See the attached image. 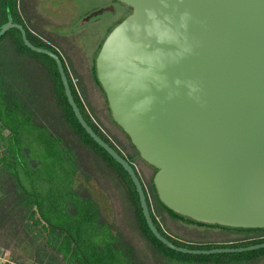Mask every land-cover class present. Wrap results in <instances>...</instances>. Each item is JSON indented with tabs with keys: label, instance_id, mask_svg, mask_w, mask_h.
<instances>
[{
	"label": "water",
	"instance_id": "water-1",
	"mask_svg": "<svg viewBox=\"0 0 264 264\" xmlns=\"http://www.w3.org/2000/svg\"><path fill=\"white\" fill-rule=\"evenodd\" d=\"M117 1L132 14L104 42L97 76L113 120L158 170L159 199L196 222L264 229V0ZM11 30L55 61L77 120L128 173L161 243L200 256L264 249H189L162 235L136 169L86 121L61 57L35 46L8 11L0 38Z\"/></svg>",
	"mask_w": 264,
	"mask_h": 264
},
{
	"label": "rangeland",
	"instance_id": "rangeland-1",
	"mask_svg": "<svg viewBox=\"0 0 264 264\" xmlns=\"http://www.w3.org/2000/svg\"><path fill=\"white\" fill-rule=\"evenodd\" d=\"M19 4L18 11L21 17H25L34 38L57 49L63 56L91 118L125 158L133 162L148 193L154 170L137 156L131 141L114 123L106 98L94 80V68L102 46L110 33L130 15V8L118 2L114 4V0H21ZM102 9L108 11L88 20L92 13ZM27 53L23 57L26 61L10 56L13 62L8 61V71L17 73V67L20 72L16 74V79L21 83H34L37 76L31 75L35 71L30 72L28 68L38 69L39 74L35 73L38 75L39 91H47L54 114L46 120V114L39 107L33 108L27 101L24 104L27 110L20 112L19 105L23 106L21 102L12 105L19 112H11L2 101L0 91V171H6V166L16 157L18 165L15 173L27 192L42 202L45 208L43 210H46V215L54 224L59 225L63 215L65 230L69 234L75 233L80 224L87 238L88 234L96 239H103L106 235L115 236V233L118 235V232L123 231L141 249L145 261L151 262L154 248L139 229L135 208L130 200L133 188L128 178L113 164L108 165L99 152L87 146L91 154L84 163L87 168L91 165L92 173L97 174L101 182L88 179L87 168L84 171L79 169L75 151L60 135L62 132L66 133L65 128L68 127L63 123L64 119L54 100L55 79L51 78L50 73L55 66L42 54L33 51ZM34 123L42 126L37 127ZM94 162L100 163L101 167L95 166ZM152 206L162 229L182 243L209 248L208 246L233 245L255 237L254 234L198 226L174 219L156 202L153 201ZM76 212L79 214L78 218ZM88 215L94 216L92 222L84 221ZM50 228L56 235L61 234L58 228ZM36 231L45 234L37 226L34 229L35 233ZM24 237L25 233L14 243L13 250H2L0 258L12 264H35L37 248ZM253 252L256 251L200 256L171 250L167 251L165 263L163 261L159 264H242L248 259L244 255ZM256 257L258 258V254Z\"/></svg>",
	"mask_w": 264,
	"mask_h": 264
},
{
	"label": "trees",
	"instance_id": "trees-1",
	"mask_svg": "<svg viewBox=\"0 0 264 264\" xmlns=\"http://www.w3.org/2000/svg\"><path fill=\"white\" fill-rule=\"evenodd\" d=\"M115 1L118 2L117 0ZM20 2L21 0H0V28L2 27V25L8 22V11H10L12 17L14 18V21L25 27L28 34V38L35 46L48 49L58 54L61 57L64 63L65 71L70 81L73 95L86 121L89 123L90 126H92L95 132L104 141L109 143L123 157H125L122 154V152L109 139V137H107V135L103 133L99 125H97L94 122V120L91 118V115L88 113L79 91L76 89L75 84L73 83V80L70 76L69 70L67 69V65L65 63L63 56L59 53L57 49L52 48L51 46L46 45L43 42H40L34 38V36L32 35V31L30 30V27L28 26L25 20V17L24 16L21 17L20 12L18 11L20 10L18 9V6H20L19 4ZM130 10H131L130 15H131L132 8H130ZM27 52H31V50L24 45L21 34L18 30H11L5 36L0 38V91L2 94V101L8 106L9 111L14 113H17L19 111L16 109L15 106L12 105L16 103L20 104L21 102H23V100L24 101L30 100L33 95L32 84H37V86H39L38 85L39 80L37 78L38 75L35 72L31 74L37 76L34 83L33 82L21 83L18 79H16V74H19L20 72L17 67H16L17 73L13 74L8 71L10 61L13 62L12 58L24 59L23 58L25 56L24 53ZM46 57L50 59V61L55 66L53 72L50 73L51 78L54 77L55 79V84H53L54 100L56 101V106L60 112L61 117L64 119L63 123L66 124L68 127L67 128L68 132L71 131L80 141L83 142L84 145L90 147L91 150L99 152L98 154L102 156L103 160L108 165L113 164L119 169L121 173H123L128 178L129 183L133 188V194L131 195L130 200L135 208V212L137 216L136 219L138 220L139 223L138 224L139 229L142 232L143 236L150 242L151 246L154 248L151 257V262L154 261V263L145 261L141 249L137 246L136 243H134V241L130 238V236L123 231L118 232L117 236L106 235L105 237H103V239L100 237L99 239H96L95 236L93 235L89 236L88 234H87L88 236L87 238L85 234L82 232L81 225L79 224L77 225L78 229H76L75 233L69 234V232L65 230L66 226H64L65 219L63 215H61L60 217L59 225L55 223L57 226H54L55 225L54 221H51L48 215H46L47 214L46 210H43L45 208L44 206H42V202L35 199L31 193L27 192V190L23 187V184L19 180V177L15 173L17 172V165H18L16 157L12 160L9 166L8 165L6 166V168H8L7 170L5 169L6 171L4 172L0 171V252L2 250L5 251L13 250L14 243H17V241L22 236V234L25 233L24 239L29 240L30 243L37 248L35 252L36 253V262H34L35 264H37V262L39 264H64V262H68V263L73 262L75 264H159V262H163V261L165 263V260L168 257L167 251L171 252V249H169L163 243H161L153 235L150 228L148 227L141 208L139 195L136 191V188L130 176L124 170V168L119 163H117L103 148H101L83 129V127L77 120L72 110V107L70 106L67 100L57 64L52 58L48 56ZM28 70L30 71L31 69L28 68ZM94 73H95V77H94L95 83L97 84V86L101 88L106 98V102L108 104L106 94L98 80L96 66L94 68ZM45 94L47 93H45L44 91H39L38 88L40 104L38 102L37 103L34 102V104H37L36 108L39 107L42 113L46 114L45 119L47 120L49 117H51L54 114V112H52L53 109L51 108V105H48L46 103ZM29 104L32 103L29 102ZM19 106L21 108L20 112H24L25 110H27L26 107L24 106V102H23V106L21 104ZM41 126L42 125H38L37 127H41ZM126 136L130 140L127 134ZM57 139L60 140V138ZM92 145L96 147L98 151L94 149V147L92 148ZM131 145L133 149L136 151L137 156L141 159L137 149L134 147L132 143ZM129 162L136 169L133 162L131 161ZM147 165L154 170V176L151 180L152 185L150 187L149 192L147 193V190L145 189L150 210L152 213V217L155 222V225L162 233V235H164L172 243H174L179 247H185L189 249H200V250L203 249L210 250L214 248H227V247L240 248V247H249L252 245L264 243V229L230 228L219 225L204 224L187 219L183 216L178 215L174 211L170 210L159 199L158 192L154 184V177L158 170L150 166L149 164ZM7 175L8 177H6ZM153 201L159 204L161 207H163L174 219L193 223L198 226H207V227L221 228L225 230H234V231H238V233H243V234H254L253 236L255 237L249 238V240L247 238V241L236 243L233 245L208 246L209 248H204V246H194L179 242L174 238H172L170 235H168L162 229L153 210V206H152ZM78 216L79 214H77L76 212V217L78 218ZM93 220H94L93 215H88L85 216L84 218V221L88 223L92 222ZM36 226L42 228V231H44L45 234H41L39 231L38 232L36 231L35 233L34 229L36 228ZM51 226L56 229L58 228L61 231V234L56 235L53 229L50 228ZM256 252H264V250L256 251ZM256 252H254L253 254H256ZM250 255L252 254H249L248 256ZM244 257H247V255L246 256L244 255ZM46 258L47 261L45 260Z\"/></svg>",
	"mask_w": 264,
	"mask_h": 264
},
{
	"label": "crops",
	"instance_id": "crops-1",
	"mask_svg": "<svg viewBox=\"0 0 264 264\" xmlns=\"http://www.w3.org/2000/svg\"><path fill=\"white\" fill-rule=\"evenodd\" d=\"M31 70L30 71H35L39 74V70L38 69H35V68H30ZM32 91H33V95H32V98L30 100H27L28 103L31 102L32 105L34 108H36L37 104H34L35 103H39L40 104V101H39V95H38V88L39 86H37V84H32ZM45 88V86H44ZM46 91V89H45ZM47 93V91H46ZM45 101L48 105H50V99H49V96L48 94H45ZM24 104H26V102L23 100ZM73 134V133H72ZM61 136L65 137L67 140L69 139L68 138V134L67 133H60ZM74 136V137H73ZM71 140L74 141V143L76 145H78L79 149H81V153H80V156H81V161H77L79 165V169L81 171H84L86 170V164L84 163L85 161L84 160H89L88 158L90 157V151L88 150V148H86V145L83 144L82 141H80L74 134L71 136ZM69 143V142H68ZM80 162V163H79ZM84 169V170H83ZM83 175H86L85 172H82ZM130 227V226H129ZM254 253V252H253ZM262 253L264 252H256V254H252L250 256L247 255V261L243 262L242 264H264V259L260 256L262 255ZM258 254V258L256 257V255ZM255 256V257H254ZM260 256V257H259ZM251 257H254V258H251Z\"/></svg>",
	"mask_w": 264,
	"mask_h": 264
},
{
	"label": "flooded vegetation",
	"instance_id": "flooded-vegetation-1",
	"mask_svg": "<svg viewBox=\"0 0 264 264\" xmlns=\"http://www.w3.org/2000/svg\"><path fill=\"white\" fill-rule=\"evenodd\" d=\"M119 3V2H118ZM114 4H116V1L114 0ZM109 10H111V9H109ZM114 9H113V7H112V11H113ZM65 132L68 134V140L64 137V140H65V142H66V144H70L71 145V147L73 148V150L75 151V156H76V160L77 161H80L81 160V156H80V153L82 152L81 151V149H79V147H78V145H76L75 143H74V141L73 140H71V136L73 135L72 134V132H68V130L65 128ZM62 133H64V132H62ZM62 140V142H63V139H61ZM69 142V143H68ZM118 148V147H117ZM96 157V156H95ZM80 159V160H79ZM90 165V164H89ZM94 165L95 166H97V167H101L100 166V163H98V162H94ZM91 166V165H90ZM90 166H88V168H87V174H88V179H91L93 182H95V181H97V180H99V182H101V179H98L99 177H98V175L96 174H93L92 173V169H91V167ZM84 170V169H83ZM96 214V213H95ZM98 215V214H97ZM131 227V226H130ZM219 229H221V228H219ZM131 230V229H130ZM222 230H225V229H222ZM115 235H117V233H115ZM220 246V245H219ZM225 246V245H224ZM228 248V247H227ZM215 249V248H214ZM261 257L264 259V253H262V255H261Z\"/></svg>",
	"mask_w": 264,
	"mask_h": 264
},
{
	"label": "built area",
	"instance_id": "built-area-1",
	"mask_svg": "<svg viewBox=\"0 0 264 264\" xmlns=\"http://www.w3.org/2000/svg\"><path fill=\"white\" fill-rule=\"evenodd\" d=\"M0 264H12L10 261L0 258Z\"/></svg>",
	"mask_w": 264,
	"mask_h": 264
}]
</instances>
